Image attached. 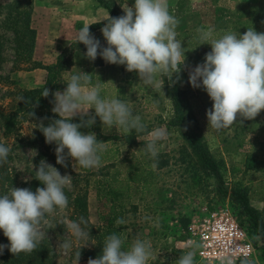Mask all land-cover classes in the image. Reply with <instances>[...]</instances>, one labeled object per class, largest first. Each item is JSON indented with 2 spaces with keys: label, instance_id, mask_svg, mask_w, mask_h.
Listing matches in <instances>:
<instances>
[{
  "label": "rangeland",
  "instance_id": "rangeland-1",
  "mask_svg": "<svg viewBox=\"0 0 264 264\" xmlns=\"http://www.w3.org/2000/svg\"><path fill=\"white\" fill-rule=\"evenodd\" d=\"M12 1L0 0V6L6 7ZM226 1H223L227 7L225 9L217 6L219 0L186 1L191 7V13L178 19L176 28L187 34V39L183 42L188 51L185 53V64L179 73L180 84L186 94L195 129L202 136L208 149L221 162L224 179L228 183L242 181L249 190L252 206L264 212V109L252 120L238 116L237 122L228 128L220 130L208 128L206 112L212 107L213 102L202 87L194 88L188 82L189 72L197 63L203 62L205 53L211 49L209 44L207 46L203 44L194 52L193 48L197 44L193 39V28L209 25L216 31L231 30L243 33L247 27L253 26L257 31L264 32L263 26H259L247 14L245 7L247 5L238 0ZM260 7L264 8V2ZM3 17L4 15L0 20H3ZM254 18L256 19V15ZM14 48L12 34L7 33L4 52L6 61L0 71L4 82L0 84V98H3L1 103L4 106L15 103L14 97L8 96L11 90L34 89L43 87L47 82L48 72L45 69L21 65L20 70H13ZM82 48H85V45ZM84 51L75 48L66 52L68 55L72 54L76 67L54 77L53 92L63 91L72 73H79L83 64L86 66L93 62L83 55L86 52ZM113 66L114 64L106 63L100 69V76L105 82L104 93L108 96L121 97L128 102L146 124V131L124 132L122 129L117 130L115 126L108 130L100 121L101 132L96 133V136L104 145L102 163L99 167L86 169L79 165L74 167V160L71 157L66 159L67 167L57 164L56 144L46 143L44 135L39 131L37 124L42 120L37 118L38 120L34 122L25 123L21 127L22 139L20 138L18 143L9 141L10 146H13L11 168L16 178L15 187H27L35 191L37 187L44 186L34 177L35 167L39 165L41 159L57 167L62 175L71 176L64 189L69 200L68 206L54 211L44 226L47 236L43 242L53 247L56 264H74V248L78 246L94 248L98 245L101 230L110 226L123 228L126 246H129L136 236L150 239L153 256L149 261L153 264H175L181 254L187 251L182 245L186 229L183 228L184 220L189 218L192 221L201 216L205 208L232 210V206L227 198L218 194L215 179L203 170L196 155L184 146L180 134L170 125L173 107L165 98V94L162 95L161 86L157 90L150 89L139 82V79L133 81L127 76L116 75ZM174 80L173 75L171 82ZM121 84L123 90L114 89ZM79 121L73 118V122ZM154 127H163L168 132L167 138L159 143L156 157H152L142 148L150 140L147 130ZM80 131L95 133L93 126L82 127ZM28 140H33L34 143L28 146L26 145ZM35 150L37 155L34 157ZM249 157L257 158L258 163L254 168L246 166ZM83 194L86 195V215L74 207V201L82 198ZM115 204L120 206L115 208ZM113 208L118 210L116 219L107 217ZM80 217L87 221V228L91 233L89 238L75 242L67 251L58 249L57 245L62 239H73L66 231V224ZM118 218L123 221L122 224L116 223ZM0 244H9L2 230ZM174 250L180 253L175 254ZM7 251L9 250L5 247L0 254V260ZM81 256H84V253L80 255L79 264H85V259ZM194 258L195 264H204L195 255ZM253 259L259 264H264L260 253H256Z\"/></svg>",
  "mask_w": 264,
  "mask_h": 264
},
{
  "label": "clouds",
  "instance_id": "clouds-1",
  "mask_svg": "<svg viewBox=\"0 0 264 264\" xmlns=\"http://www.w3.org/2000/svg\"><path fill=\"white\" fill-rule=\"evenodd\" d=\"M123 14L109 16L101 28L106 46L90 32L89 25L78 30L76 43H83V54L90 61L97 56L105 62L123 65L129 72H136L139 82L149 88H158V77L167 76L171 81L175 74L179 80L185 61L186 46L177 38V19L169 11L167 0H117ZM193 39L197 47L211 46L203 62L197 63L188 75L194 88H203L211 99L212 107L207 110L208 128L225 129L237 122V117L252 120L264 109V32L253 26L243 33L239 31L217 32L213 26H198ZM196 48V47H195ZM71 72V71H69ZM92 75L83 71L72 73L63 91L52 93L51 111L59 118L51 119L47 125L37 124L48 144L55 143L56 163L67 167L66 159L74 160V167H99L102 163L103 142L94 132L84 133L82 127H91L99 117L104 128L113 126L124 132H145L146 124L128 102L118 96L104 93L100 79L92 83ZM41 95L49 96L44 87ZM23 97L20 98L22 100ZM94 109V114L88 110ZM34 113L30 112V116ZM79 115L80 121L73 122ZM150 140L142 147L152 157L158 155L159 143L168 132L163 127L147 130ZM65 149L67 152L65 153ZM11 146L0 142V164L8 160ZM37 152L35 150V155ZM35 178L44 186L35 191L30 188L11 186L0 193V230L9 244H0V254L5 247L13 254L30 253L47 236L44 226L48 217L56 210L69 204L65 186L70 175H62L57 167L41 159L35 167ZM117 224H122L117 219ZM66 231L73 239H62L57 245L60 250L71 249L77 241L91 235L84 217L66 224ZM80 251L75 253L74 264H79ZM153 256L150 239L136 236L129 246L125 245L119 232L109 234L103 242L102 251L87 264H149ZM175 264H195L194 251H184ZM221 264H233L231 255L223 256ZM240 264H253L243 258Z\"/></svg>",
  "mask_w": 264,
  "mask_h": 264
},
{
  "label": "trees",
  "instance_id": "trees-1",
  "mask_svg": "<svg viewBox=\"0 0 264 264\" xmlns=\"http://www.w3.org/2000/svg\"><path fill=\"white\" fill-rule=\"evenodd\" d=\"M97 1L109 12L111 17L123 14L114 0ZM34 2L35 0H13L6 7L0 6V17L4 15L3 20H0V71L6 61L4 54L5 35L11 33L12 41L15 45L13 70H20L21 65H24L33 69H45L48 72L47 82L43 87L34 89L15 88L11 90L8 96H13L15 103L4 106L1 103L3 98H0V142L7 145H10V140L18 143L22 139L21 127L23 124L34 122L38 120L37 118H40L41 122L47 125L51 122V119L59 118L57 114L51 111L53 104L50 103L53 100L54 77L69 70L76 64L72 54L68 55L66 52L72 51L75 48L79 50L85 49L86 51V46L82 48L84 46L83 43L74 42L70 48L62 51L54 64L43 65L35 62L34 52L37 43V30L33 26ZM106 23L107 20L90 25V32L92 33L102 28ZM174 79V82H168L166 76H164V93L173 107L170 125L176 128L183 139L184 146L191 149L192 153L196 155L203 170L215 179L218 194L229 200L232 206L231 211L247 231L257 253H260L261 260L264 262V212L252 206L249 190L242 181L228 183L224 179L221 162L208 149L202 136L195 129L186 94L180 84V78L177 80L174 74ZM3 83L0 75V84ZM44 87L49 89L48 97L41 95ZM21 97H23L22 100H20ZM30 112L34 113V115L30 116ZM41 134L43 133L41 132ZM33 143V140H28L26 145L30 146ZM12 151L13 146L11 147L8 160L0 164V193L7 191L11 186H16V178L11 168ZM256 163H258L257 158L249 157L246 166L254 168ZM86 206L85 194H83L82 198L74 201L75 209H80L79 212L85 215L87 214ZM190 222L189 218L184 220L183 228H187ZM119 231L118 228L110 227L106 233V237L113 232ZM106 237L99 234L98 245L91 249H86L84 246L75 247L73 255L75 256V253L80 251V253H84V256L81 257L85 260L96 258L102 251L103 242ZM175 253L179 254L178 251H175ZM0 261V264H56L53 247L43 241L30 253L21 252L13 254L7 251L3 254ZM251 261L253 264H259L254 259H251ZM236 264H240V261Z\"/></svg>",
  "mask_w": 264,
  "mask_h": 264
},
{
  "label": "crops",
  "instance_id": "crops-1",
  "mask_svg": "<svg viewBox=\"0 0 264 264\" xmlns=\"http://www.w3.org/2000/svg\"><path fill=\"white\" fill-rule=\"evenodd\" d=\"M116 4L119 6L121 12L123 13V9L117 0H114ZM189 0H167L169 11L176 17L177 21L180 18H183L186 14L191 13V7L186 3ZM223 1L219 0L217 6L221 9H225ZM242 2L244 5H247V14L250 15L253 21H256L259 26H263L264 22V8L260 7L263 4L264 0H238ZM123 2V0H121ZM129 4L133 2V0H128ZM227 2V1H226ZM241 4L243 7L244 5ZM256 15V19L254 18ZM110 16L109 12L103 8L97 0H35L34 2V15H33V26L37 30V43L34 52V60L41 62L45 65L54 64L57 61V58L61 54V52L67 48H70L71 45L76 42V37L78 34L79 28L84 25H92L97 22H103L108 19ZM204 26V25H201ZM196 29V28H195ZM195 29L193 28V33H195ZM186 30L189 31V28ZM177 31V38L186 41V32L182 30ZM190 31V32H192ZM220 31H228V30H217ZM99 33V34H97ZM98 39H100L101 43L106 46V41L103 38L101 28L92 32ZM97 35V36H96ZM195 44L196 41H195ZM207 46V44H204ZM194 46V45H193ZM196 47V48H195ZM194 52L198 51L197 45L194 46ZM85 50V49H84ZM85 52V51H84ZM107 62H105L102 58L97 56L96 60L90 64H83L81 66V71L89 73L92 75V83H96L100 81L103 82V78L100 76L101 70ZM76 67L75 65L71 68ZM114 72L116 75L127 76L132 78L130 80L139 79L136 72H129L125 69L123 65L114 64ZM125 79L122 78V80ZM121 80V81H122ZM159 85L161 86L160 91L162 95H164V76L158 77ZM168 82L170 81L167 78ZM123 82V81H122ZM123 84L120 86H115L114 89L117 91L123 90ZM159 86V87H160ZM147 87V86H146ZM158 87V88H159ZM156 89L157 88H150ZM165 98L170 101L166 95ZM120 99H123L119 97ZM89 114H94V109L88 110ZM77 120H80L79 115L73 117ZM95 134H100V119L96 118V122L92 125ZM98 130H97V129ZM104 153V152H102ZM120 206L119 204H115V208ZM113 208L111 214H108V218L116 219L118 213L117 209ZM105 214V213H104ZM114 227V226H110ZM105 230H101L99 233L102 236L106 237V233L109 228ZM116 228V227H115ZM120 235L125 237V233L123 228L119 229ZM126 242V240H124ZM178 251V250H174ZM179 252V251H178ZM180 253V252H179ZM176 254V253H175ZM89 259L85 260V264H87ZM149 264H153L149 261Z\"/></svg>",
  "mask_w": 264,
  "mask_h": 264
},
{
  "label": "built area",
  "instance_id": "built-area-1",
  "mask_svg": "<svg viewBox=\"0 0 264 264\" xmlns=\"http://www.w3.org/2000/svg\"><path fill=\"white\" fill-rule=\"evenodd\" d=\"M183 248L193 250L204 264H221L231 255L233 264L243 258L253 259L257 250L247 231L229 208H205L184 230Z\"/></svg>",
  "mask_w": 264,
  "mask_h": 264
}]
</instances>
